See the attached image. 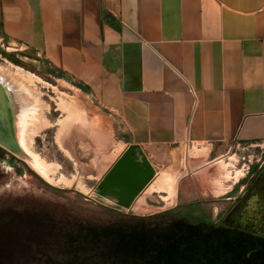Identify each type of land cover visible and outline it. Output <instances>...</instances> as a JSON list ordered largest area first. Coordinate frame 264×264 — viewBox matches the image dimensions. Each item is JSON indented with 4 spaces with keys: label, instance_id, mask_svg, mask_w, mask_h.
Segmentation results:
<instances>
[{
    "label": "rangeland",
    "instance_id": "obj_1",
    "mask_svg": "<svg viewBox=\"0 0 264 264\" xmlns=\"http://www.w3.org/2000/svg\"><path fill=\"white\" fill-rule=\"evenodd\" d=\"M0 67L19 87L16 138L30 136L29 149L51 169L47 181L21 142L25 163L1 161L0 264H264V207L255 205H264V191L256 200L250 184L264 177V146L227 145L207 162V146L196 141L136 147L153 176L129 205L118 203L114 189L99 192L103 174L134 147L117 120L84 87L1 34ZM156 179L160 191L150 188ZM179 212L237 228H216L222 234L209 262L176 255L175 236L194 229Z\"/></svg>",
    "mask_w": 264,
    "mask_h": 264
},
{
    "label": "crops",
    "instance_id": "obj_2",
    "mask_svg": "<svg viewBox=\"0 0 264 264\" xmlns=\"http://www.w3.org/2000/svg\"><path fill=\"white\" fill-rule=\"evenodd\" d=\"M0 34L84 87L135 148L196 141L207 162L264 146V0H0Z\"/></svg>",
    "mask_w": 264,
    "mask_h": 264
},
{
    "label": "bare ground",
    "instance_id": "obj_3",
    "mask_svg": "<svg viewBox=\"0 0 264 264\" xmlns=\"http://www.w3.org/2000/svg\"><path fill=\"white\" fill-rule=\"evenodd\" d=\"M0 77L2 79H4V81H7V84L9 83L12 87H15V89H16L15 92L17 93L15 95H18V93H19L18 84L10 77V75H7L6 73H4L3 69L1 67H0ZM14 103H16V102H14ZM22 138L23 139L21 141L19 140V142H21V146L24 148L26 159L28 161H30V163L33 166L34 170L41 177H43L47 181H50L51 177L48 175L49 174V170H51L50 167L46 164V162L44 160H42L40 157H38L34 152H32L29 149V141L31 140L30 136L28 137V141L27 142H26V139L24 137H22ZM134 150H136V152H139L135 147H128L126 150H124L119 155L120 160L115 165V167H114L115 169L113 168V170H115L113 173H115V172L118 173L123 178H125L127 180V182L130 183V184H134L135 182H138L140 184L147 185L149 183V181L151 180L152 176H153V170H152V172L150 171V165L147 164L146 159L143 160V159H139V157L136 158V155L133 153ZM139 153H141V152H139ZM115 161L112 163V165L110 167L113 166ZM62 179H63V177L61 176V178L59 180L61 181ZM236 180L237 179H235V181ZM63 183H65L64 180H63ZM150 188L153 189V190H158L159 189L158 191H160L162 186L159 183V181L156 179L150 184ZM113 189L116 191V193H118V192L121 193L123 191V189L119 190V188L117 186H114V185H113ZM108 190H110V189L106 188V189L103 190V192H105V194H106Z\"/></svg>",
    "mask_w": 264,
    "mask_h": 264
},
{
    "label": "trees",
    "instance_id": "obj_4",
    "mask_svg": "<svg viewBox=\"0 0 264 264\" xmlns=\"http://www.w3.org/2000/svg\"><path fill=\"white\" fill-rule=\"evenodd\" d=\"M175 214L185 218L186 224L194 228L192 231L186 232L180 237L175 236L176 240L174 241L176 242V255H194L197 258L201 255L204 256L203 258L208 256L207 262H209V258H212L210 254H208L210 251L209 248L214 243V241H216L217 236L222 234L216 228H220V226L229 228L230 230L237 228L232 225L222 224L219 220H211L206 218L204 214L195 215L190 212H179ZM165 242H168V240Z\"/></svg>",
    "mask_w": 264,
    "mask_h": 264
},
{
    "label": "flooded vegetation",
    "instance_id": "obj_5",
    "mask_svg": "<svg viewBox=\"0 0 264 264\" xmlns=\"http://www.w3.org/2000/svg\"><path fill=\"white\" fill-rule=\"evenodd\" d=\"M8 84L7 81H4L0 77V163L6 156L8 161L18 158L21 162L25 163V160L18 155L20 153V146L15 135L14 110L19 106V99L15 95L17 94L15 87ZM15 145L18 150L17 152L10 148Z\"/></svg>",
    "mask_w": 264,
    "mask_h": 264
},
{
    "label": "water",
    "instance_id": "obj_6",
    "mask_svg": "<svg viewBox=\"0 0 264 264\" xmlns=\"http://www.w3.org/2000/svg\"><path fill=\"white\" fill-rule=\"evenodd\" d=\"M10 148H12V150H14L15 152L18 151L16 145ZM119 160H120V157H118L115 163L113 164V166L110 167V169L105 174H103V176L100 179V185L105 184L107 186L106 188L110 189L111 191L113 190V185L117 186L119 190L123 189L121 193L119 192L116 193V191L114 190L117 202L129 205L132 202L134 196H137V194H139L145 188L146 185L140 184L138 182H135L134 184H130L127 182L125 178H123L118 173L116 172L113 173L115 171L113 170V168L115 167V165L118 163ZM147 164L149 163L147 162ZM106 188H101L99 192L101 194H105L103 190Z\"/></svg>",
    "mask_w": 264,
    "mask_h": 264
}]
</instances>
